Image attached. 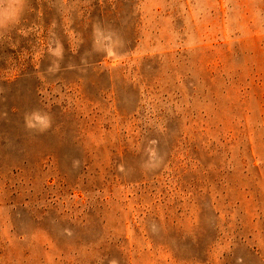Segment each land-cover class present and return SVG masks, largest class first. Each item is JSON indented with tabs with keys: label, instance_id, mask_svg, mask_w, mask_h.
<instances>
[{
	"label": "rangeland",
	"instance_id": "374dc122",
	"mask_svg": "<svg viewBox=\"0 0 264 264\" xmlns=\"http://www.w3.org/2000/svg\"><path fill=\"white\" fill-rule=\"evenodd\" d=\"M0 264H264V0H0Z\"/></svg>",
	"mask_w": 264,
	"mask_h": 264
},
{
	"label": "clouds",
	"instance_id": "9594fccd",
	"mask_svg": "<svg viewBox=\"0 0 264 264\" xmlns=\"http://www.w3.org/2000/svg\"><path fill=\"white\" fill-rule=\"evenodd\" d=\"M35 119H36L37 121H39L40 125H42V126H46V122H45L44 120H42L41 118L36 117ZM29 126H30V127H33V126H36V125H33L32 122L29 121Z\"/></svg>",
	"mask_w": 264,
	"mask_h": 264
}]
</instances>
